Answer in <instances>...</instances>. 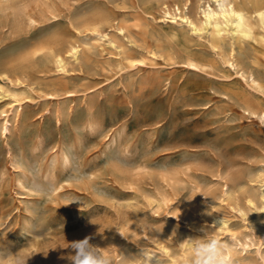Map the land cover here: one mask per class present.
Instances as JSON below:
<instances>
[{
  "label": "rangeland",
  "instance_id": "374dc122",
  "mask_svg": "<svg viewBox=\"0 0 264 264\" xmlns=\"http://www.w3.org/2000/svg\"><path fill=\"white\" fill-rule=\"evenodd\" d=\"M93 1L128 39L112 34L116 50L77 36L84 64L56 79L47 60L16 62L56 30L72 37L65 16L29 29L12 20L27 0H0L17 7L0 12V118L13 116L10 93L20 103L18 120L0 130V264L17 255L70 264V243L86 236L111 264H142L145 247L156 254L152 264H188L194 242L209 237L228 245L232 264H264L256 250L264 249V210L245 205L264 177V121L246 110H264V36L239 50L242 70L256 73L253 87L204 36L180 29L186 52H178L143 12L158 16L153 0ZM184 55L197 66L183 64ZM19 71L25 86L8 84L3 74Z\"/></svg>",
  "mask_w": 264,
  "mask_h": 264
},
{
  "label": "bare ground",
  "instance_id": "6f19581e",
  "mask_svg": "<svg viewBox=\"0 0 264 264\" xmlns=\"http://www.w3.org/2000/svg\"><path fill=\"white\" fill-rule=\"evenodd\" d=\"M17 1L18 0H16V2ZM1 4L0 12L4 11V8L10 6L4 3L7 6L3 7ZM152 4L156 6L155 10L158 16L155 17L152 13H148L145 10H143V12L158 24L159 28L165 33L168 41L172 42L178 52H186L179 39V30L183 29L189 34H194L197 37L204 36L208 41L210 49L215 53H217V51L226 50L225 58L220 54L218 55L235 70H242L239 50L243 45L248 43L249 40L255 39L257 33L264 36V0H256L245 6L240 5L236 0H199L195 6L192 5V0H153ZM28 6L37 11V18L31 15V12L27 9ZM192 10L195 13V17H192ZM17 12L14 14L15 16L12 20L16 24L28 26L29 29H33L37 26H40V28L46 27L55 21L58 22L61 15L65 16V26L66 28L72 29V37L66 36L62 32L56 30L46 37L32 41L26 48H23L20 55H17L18 60L16 66L18 69L29 62L47 60L51 65L52 72L56 79L67 73L69 66L82 68L84 64L83 47L76 41L77 36L95 35L103 43L116 50L118 46L112 40V34H120L122 37L128 39L126 29L118 22L110 23L103 9L93 0H27L22 7L18 8ZM18 32L20 31L18 30ZM29 34L32 35V33ZM175 53L176 51H174L173 54ZM114 55H118V59L120 58L118 51H115ZM182 58L183 64L192 67L197 66L190 55H184ZM6 64L9 66L10 62ZM1 69L4 71V68ZM21 72L19 71L14 76H10L8 73H4L3 75L6 80H9L8 84L12 83L17 86H25L27 77ZM243 74L245 75L244 79L246 83L253 87L259 85L255 75L256 73L251 70L248 72L242 70L241 75L243 76ZM19 89L18 87L15 90L18 91ZM1 92L2 90L0 93ZM71 92L72 90H69L64 92V94L69 95L68 93ZM10 95L12 97L11 100L16 102V106H12V109H14H11L13 111V116L9 118V115L5 112L3 117L0 118V130L3 133L9 132L10 125L18 120L19 99L13 93H10ZM44 95L54 97L56 94L48 93ZM246 110L264 121V110H260L258 113L249 109ZM2 111H0L1 114ZM61 153L64 160V156H68V154L65 151H61ZM256 181V191L254 194L248 195L245 198V205L248 208H260L264 210V177L262 176ZM230 193L231 192L226 191V195ZM233 208L241 214H244L242 207L238 203H235ZM213 222L221 226L225 223V220L221 217L214 216ZM262 238H264V235ZM262 243L263 242L256 247V250L261 252L262 249L264 253Z\"/></svg>",
  "mask_w": 264,
  "mask_h": 264
},
{
  "label": "clouds",
  "instance_id": "9594fccd",
  "mask_svg": "<svg viewBox=\"0 0 264 264\" xmlns=\"http://www.w3.org/2000/svg\"><path fill=\"white\" fill-rule=\"evenodd\" d=\"M65 165L70 164L69 157L64 156ZM147 229L148 225H141ZM92 237L86 236L82 240L70 243L71 259L70 264H111L108 256H105L100 247L91 243ZM228 245L221 242L216 237L200 239L194 242L193 254L188 264H232L228 255H226ZM142 264H152L155 252L150 248H142L140 251ZM10 264H26L22 256L10 257Z\"/></svg>",
  "mask_w": 264,
  "mask_h": 264
}]
</instances>
